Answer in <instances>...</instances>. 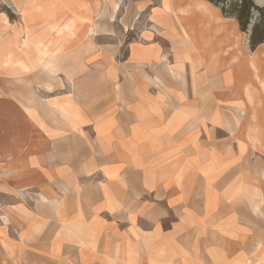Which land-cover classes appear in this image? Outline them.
Returning a JSON list of instances; mask_svg holds the SVG:
<instances>
[{
  "label": "crops",
  "instance_id": "0c3cea01",
  "mask_svg": "<svg viewBox=\"0 0 264 264\" xmlns=\"http://www.w3.org/2000/svg\"><path fill=\"white\" fill-rule=\"evenodd\" d=\"M98 1L49 108L0 88V264H264V44L206 0Z\"/></svg>",
  "mask_w": 264,
  "mask_h": 264
},
{
  "label": "rangeland",
  "instance_id": "374dc122",
  "mask_svg": "<svg viewBox=\"0 0 264 264\" xmlns=\"http://www.w3.org/2000/svg\"><path fill=\"white\" fill-rule=\"evenodd\" d=\"M114 1L105 0V7L112 8ZM235 1L228 0L222 6L230 11V4ZM252 1L261 10L252 11L251 23L246 32H242L249 51L255 48L249 44L252 26L259 20L264 21V0ZM126 2L121 0L119 5ZM98 3V0H0L2 92L8 97H18L25 107L35 106L40 114L44 108H49L44 104L50 101L45 99L48 95L44 91L49 90L47 86L51 83L58 85V72L50 73L40 65V60L52 53L59 66L65 50L73 48L68 44L75 41L76 25L80 28L85 24V14ZM85 33L86 37L91 36L87 28Z\"/></svg>",
  "mask_w": 264,
  "mask_h": 264
},
{
  "label": "trees",
  "instance_id": "16d2710c",
  "mask_svg": "<svg viewBox=\"0 0 264 264\" xmlns=\"http://www.w3.org/2000/svg\"><path fill=\"white\" fill-rule=\"evenodd\" d=\"M212 5L218 7L223 16L236 20L241 32H246L248 25L251 23L252 11L261 10L253 4L252 0H236L232 2L230 11H227L223 4L228 0H206ZM249 44L252 48L264 44V21L259 20L252 26Z\"/></svg>",
  "mask_w": 264,
  "mask_h": 264
},
{
  "label": "bare ground",
  "instance_id": "6f19581e",
  "mask_svg": "<svg viewBox=\"0 0 264 264\" xmlns=\"http://www.w3.org/2000/svg\"><path fill=\"white\" fill-rule=\"evenodd\" d=\"M119 1L120 0H115L114 2H113V5H112V9L113 10H116L117 8H118V5H119ZM92 29H89L88 30V33L91 35L92 34ZM53 54L52 53H50V54H47V56L45 57V58H43L42 60H40V65L42 66V67H44L47 71H49L50 73H56V72H58V66H56V64H55V61H54V59H53ZM247 63H248V61H247ZM249 66L251 67V70L253 71V79L254 80H256L259 84H260V86L263 88L264 87V85H263V83H261L260 81H259V78L257 77V75H256V68H255V65H254V63L252 62V59H249ZM248 87V86H247ZM247 89V88H246ZM247 97H249V96H247Z\"/></svg>",
  "mask_w": 264,
  "mask_h": 264
}]
</instances>
